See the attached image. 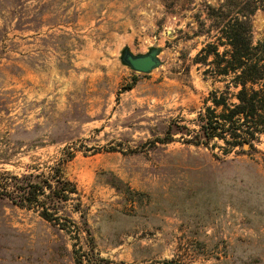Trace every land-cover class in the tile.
Here are the masks:
<instances>
[{"label":"rangeland","instance_id":"rangeland-1","mask_svg":"<svg viewBox=\"0 0 264 264\" xmlns=\"http://www.w3.org/2000/svg\"><path fill=\"white\" fill-rule=\"evenodd\" d=\"M221 2L0 0V173L70 154L80 194L60 225L0 199V264H264V136L195 143L230 79L197 56ZM251 19L257 43L264 3ZM125 47L161 65L134 72Z\"/></svg>","mask_w":264,"mask_h":264},{"label":"trees","instance_id":"trees-1","mask_svg":"<svg viewBox=\"0 0 264 264\" xmlns=\"http://www.w3.org/2000/svg\"><path fill=\"white\" fill-rule=\"evenodd\" d=\"M262 3L264 0H222L217 6L207 7L216 34L197 56L208 66L207 72L230 79L227 94L222 92L219 96V92H212L213 106L200 114V130L195 135L197 145L208 146L218 139L232 148L249 144L253 149V142L264 136V38L254 43L251 19ZM231 88L236 89V102L228 101ZM71 157L67 154L49 171L0 173V199L35 210L43 219L58 221L60 225L62 203L73 195L80 196L76 183L64 172ZM77 210L80 211V205ZM81 217H84L82 211ZM86 231L90 233L88 228Z\"/></svg>","mask_w":264,"mask_h":264},{"label":"water","instance_id":"water-1","mask_svg":"<svg viewBox=\"0 0 264 264\" xmlns=\"http://www.w3.org/2000/svg\"><path fill=\"white\" fill-rule=\"evenodd\" d=\"M160 53L161 49L158 47H152L147 53L140 54H135L129 47H125L121 51V61L134 72L147 74L161 65ZM244 148L248 149L249 145L245 144ZM163 264H173V262Z\"/></svg>","mask_w":264,"mask_h":264}]
</instances>
